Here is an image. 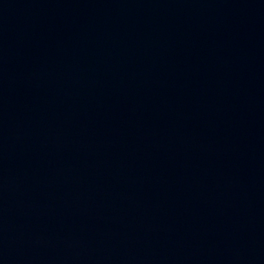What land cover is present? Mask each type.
Returning a JSON list of instances; mask_svg holds the SVG:
<instances>
[{"label":"water","instance_id":"1","mask_svg":"<svg viewBox=\"0 0 264 264\" xmlns=\"http://www.w3.org/2000/svg\"><path fill=\"white\" fill-rule=\"evenodd\" d=\"M0 264H264V0H0Z\"/></svg>","mask_w":264,"mask_h":264}]
</instances>
